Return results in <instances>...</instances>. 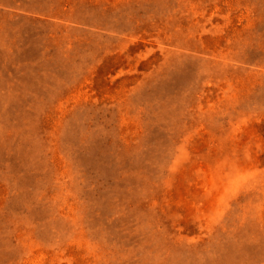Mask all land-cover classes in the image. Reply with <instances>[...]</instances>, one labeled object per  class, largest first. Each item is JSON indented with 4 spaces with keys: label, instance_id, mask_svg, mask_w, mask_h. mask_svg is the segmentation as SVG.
<instances>
[{
    "label": "rangeland",
    "instance_id": "1",
    "mask_svg": "<svg viewBox=\"0 0 264 264\" xmlns=\"http://www.w3.org/2000/svg\"><path fill=\"white\" fill-rule=\"evenodd\" d=\"M0 264H264V0H0Z\"/></svg>",
    "mask_w": 264,
    "mask_h": 264
}]
</instances>
